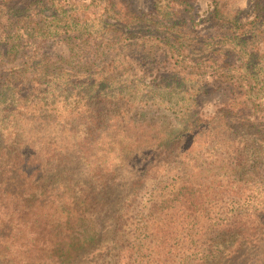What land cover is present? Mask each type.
Returning a JSON list of instances; mask_svg holds the SVG:
<instances>
[{"label": "rangeland", "instance_id": "1", "mask_svg": "<svg viewBox=\"0 0 264 264\" xmlns=\"http://www.w3.org/2000/svg\"><path fill=\"white\" fill-rule=\"evenodd\" d=\"M76 1L80 5L89 2ZM190 1L193 9L182 5L179 10H184L181 17L176 13L177 21L181 29L189 31L188 36L198 35L205 43L204 47L198 45L204 52L175 54L171 62L183 58L174 75L184 88L194 87L195 92L205 86L206 91L196 103L187 93L177 96L166 93L169 89L165 87L155 91L173 67L160 54L164 47L157 46V52L149 57L143 54L153 50L145 26L136 27L138 31L129 39L146 42V50L124 46L122 54L109 58L113 74L121 81L104 89L116 98L110 100V119L99 131L111 134L117 143L125 136L135 138L131 153L111 168V198L129 194L130 206L119 227H115L112 213L101 210L96 217L95 229L100 233L95 242L84 246L68 264H113L116 250H108L113 232L121 236L120 246L130 247L119 253V264H264V12L262 9L260 17L255 11L264 7V0ZM119 2L146 19L165 17L167 11L156 10L154 0ZM214 7L216 18L212 16ZM219 18L228 20L231 29L220 26ZM122 34L130 36V32ZM221 35L235 43L241 36L250 40L242 39L243 44L228 47V43H219L217 49L211 42H217ZM40 49L42 59L69 52L58 38L45 42ZM197 57L212 58L220 64L227 61L231 83L227 84L221 70L207 62L194 67L190 59ZM109 60L102 64L110 67ZM3 64L10 66L9 62ZM21 84L19 90L24 94L27 87ZM35 87L44 99L68 97L69 106L55 103L57 111L52 114L30 110L13 116L6 103H0L1 139L11 133L20 135L27 148L40 151L44 171L58 163L57 159L46 160V156L51 158L54 152L62 156L65 174H57L59 181L54 187L71 184L83 189L91 180L85 157L80 154L83 118H67L73 114L69 108L79 100L73 96L87 87L60 80H44ZM38 108L41 110L40 104ZM187 111L193 114L191 118ZM113 157L114 153H108L106 161ZM47 172L50 177L56 171ZM47 211L39 210L44 215ZM35 231L34 244L44 242L43 227ZM26 236L25 231L20 235L22 239Z\"/></svg>", "mask_w": 264, "mask_h": 264}, {"label": "trees", "instance_id": "2", "mask_svg": "<svg viewBox=\"0 0 264 264\" xmlns=\"http://www.w3.org/2000/svg\"><path fill=\"white\" fill-rule=\"evenodd\" d=\"M154 5L156 10L162 8L167 10L164 13L165 17H157L156 20L146 19L144 15L139 16L135 11L121 6L119 0H89L82 5L76 0H0V103H6L5 108H8L13 116L24 112L30 113V110H38L41 115L45 113L48 115L57 111L55 103L65 108L69 106V98L57 101L46 96L44 99L35 86L44 80H60L66 84L87 87L85 92L73 96L79 100L72 108L68 107L73 114L67 119L72 116L83 118V122H80L83 127L80 154L85 157L91 178L87 180L83 189L74 188L71 184L55 188L54 184L59 181L56 180L57 174H65L61 165L66 162L62 156H56L55 152L51 154V158L46 156V160H58V163L53 165L52 169L45 168L44 171L40 151L27 148L24 140L16 133L2 139L0 135L1 262L68 264L84 250V246H90L95 242L96 236L100 233L95 229L96 217L101 210L112 213L115 227L124 223L123 216L130 206L127 199L129 194L111 198V188L114 185L112 183L114 170L111 168L116 161L126 159L131 153L135 138L125 136L121 143H117L111 134L100 132L99 128L109 121L110 100L116 98L104 89H109L121 81L120 77L113 74L112 61L109 58L115 54H122L124 46L128 50L138 46L143 50L147 49L146 42L139 43L129 39L134 31H138L136 27L139 29L146 27L149 33L147 38L150 41L149 47L154 50L148 51L149 53L153 51L151 54H143L149 57L157 52V46L164 47L160 54H163L164 60H168L169 65L173 67V70H168L163 76L155 91L165 87L169 89L165 91L166 93L172 92L177 96H180V93H187L195 103L201 93L206 91H203L205 86H201L195 92L194 87L184 88L179 80H175L174 75L175 67L183 58L177 59L175 63L171 62L175 54L180 57L184 53L194 55L204 52L198 45L202 44L204 47L205 43L198 35L188 36L189 31L181 29V23L177 21L179 16H176V13L179 12L181 17V11L184 10H179L182 5L189 11L193 9L191 1L154 0ZM262 9L264 12V7L255 10L257 16L262 17ZM212 14L217 17L216 7ZM217 20L220 26L230 28L228 20L222 18ZM132 25L135 28H132ZM160 29L164 31H158ZM123 32H130V36H123ZM154 32L160 33L161 36L159 34L154 36ZM122 37L128 40L114 41ZM54 38L67 45L68 54L57 57L46 55L44 59L40 58L42 44ZM240 38L245 42L250 40L243 36ZM242 39L236 38L235 43L230 37L221 35L217 42L215 40L211 45H216L217 49L219 43H228L226 47L230 44L238 46L243 44ZM106 59L110 61V67L102 64ZM190 60L194 67H198L202 62L216 66L225 77L224 81L227 84L231 83L229 71L226 70L227 61L220 64L212 58L205 60L198 57ZM4 62H9L10 66L3 64ZM100 65L101 69L98 68ZM21 81L27 87L24 94L19 90ZM160 84L162 86L158 89ZM39 104L41 110L38 108ZM187 116L191 118L193 114L187 111ZM168 139L173 138L168 136ZM105 145L115 147L112 149ZM108 153H114V157L106 161ZM51 170L56 172L49 177L47 171ZM132 191L128 190L129 193ZM46 205L47 208L44 207ZM38 209H47V214H41ZM40 225L46 232V239L44 242L34 244L35 235L37 236L35 230H39ZM23 231L27 234L25 239L20 237ZM120 238L117 232H113L108 247L109 251L116 250L113 254L115 259L113 264H119L121 258L119 253L130 248L123 244L120 246ZM38 244L43 247L38 248ZM115 244L119 248H113Z\"/></svg>", "mask_w": 264, "mask_h": 264}]
</instances>
